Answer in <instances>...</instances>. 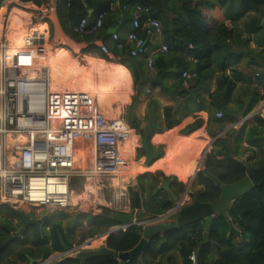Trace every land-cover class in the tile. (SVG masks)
<instances>
[{
	"label": "trees",
	"instance_id": "obj_1",
	"mask_svg": "<svg viewBox=\"0 0 264 264\" xmlns=\"http://www.w3.org/2000/svg\"><path fill=\"white\" fill-rule=\"evenodd\" d=\"M4 1L0 0V8ZM23 1H33L38 5L45 2V0ZM117 3L120 8L128 5L130 13L138 4L143 7H151L150 12L142 13V24L148 23V19L152 18L162 21L161 37H163V43L168 44L170 49L167 53L159 50L156 55L152 56L153 69L147 65V57L150 56L148 53L140 56L130 54L132 43L120 39L112 44L113 34L109 32V29L118 24L120 20L116 9L109 11L108 16L104 19L103 27L95 34L78 35L74 32V26L81 18L86 17L92 23L101 12L108 11L112 4ZM223 9H226L225 13ZM90 10L92 13L89 12ZM59 14L65 32L71 38L79 43L91 40L100 41L107 45L109 52L130 71L136 94L127 113L129 124L138 133L143 134L145 129L139 128L135 109L147 83H151L154 88L160 87L162 92L169 96L190 98V96L194 97L197 94L198 79L207 76L213 77L216 68L220 71L216 75L217 88L210 95L209 107L206 102L203 105L201 104L202 101L197 104L201 109H210L211 112L214 109L222 111L223 117L220 119H223L227 113L229 120L234 121L236 119L235 114L246 117L260 101H264V92L260 94V87L250 85L243 93L244 97L237 100L236 108L231 106L236 91L234 78L243 76L237 66L247 54L244 55L243 52L233 50L231 43H239L238 46L245 47L248 52H253L257 58H262L259 65L262 64L264 67V27L261 25L264 19V0H199L197 2L195 0H72L70 6L61 3ZM227 21L231 23V26L227 24ZM244 31L249 37L254 36L256 48L250 47L249 38L242 39ZM141 35L148 40L146 31H143ZM88 50H97L104 57H107V54L101 52L100 45L87 46L85 51ZM248 56L252 60L253 55L248 54ZM185 70L198 74L197 80L193 81L189 88H185L182 83V72ZM228 70L229 72H227ZM256 79L258 81V77ZM261 87L264 88V84ZM152 104L156 105L157 101L151 99L149 108ZM257 120L262 124L263 129L252 128L249 131L251 139L253 135L264 133V118L258 116ZM178 121L172 107H165L164 126L155 129V132L163 133L165 130L173 128ZM185 140H182L177 148H180ZM258 141L260 140H253L252 144H256ZM223 142L221 139L217 141L215 148L207 155L204 171L198 174L197 182L204 186L203 194L200 197L203 202H213L221 194V189L211 174L218 175L223 183L231 184L241 180L248 171L244 163L233 158L229 144L221 145ZM151 147L156 149L152 144ZM259 153L263 154L264 149H260ZM142 156H144V152L140 147L137 157ZM165 156L156 158L151 164L164 163ZM263 163L264 158L258 157L253 165L261 166ZM146 169L150 168H143L140 171ZM159 176L164 177L165 180L172 179V186L179 185L182 181L176 177L167 178L160 172L141 174L137 190L144 192L149 187L152 202L146 201L142 204L146 212L140 217L148 214L162 215L171 209L172 202L165 190L154 193V189L161 183ZM147 179L150 180V184L146 186ZM77 186H83L81 178L73 181L71 188L77 189ZM21 210L30 217H37L38 210H41L42 214H46L43 207L22 205L19 209H15L8 204H1L0 246L13 232L22 227ZM229 217L237 226L240 235L232 232V236H229L230 223L227 218L220 215L214 219L208 231L205 230L204 224L197 222L185 228L170 229L165 231L163 235L157 234L146 244L140 256L131 257L126 262L123 260L119 262L114 256H93L84 262L75 257H69L58 264H134V259H136L135 263H138L137 260L142 261L147 256L156 259L165 255H170L169 261L159 260L158 264H172L171 259L175 258L176 250L180 252L183 264H264V184L255 185L244 196L236 199L233 208L229 210ZM51 220L53 219L50 217L43 224L40 234L37 233L34 226L27 227L22 238H15L10 245L0 251V264H3L4 253L15 243H30L41 248L44 251V256L47 257L51 252L63 251L62 242L68 247H72L75 242L85 240V232L77 239L75 227L71 226L66 229L61 221ZM90 222L93 225L104 226L105 229H109L112 225L120 224L122 221L115 217L113 211L106 209L102 214L90 217ZM44 225H49V229H44ZM141 237L142 226H129L119 230L118 233L110 234L107 239V246L118 252L129 251L138 244ZM238 237L241 238L240 241L235 240ZM188 238L192 239L191 243ZM181 242L185 243L186 246L180 247ZM213 250L217 252L216 257L211 255ZM192 253H195V262L190 259ZM142 262L146 264L145 260ZM43 263L40 262V264Z\"/></svg>",
	"mask_w": 264,
	"mask_h": 264
},
{
	"label": "built area",
	"instance_id": "obj_2",
	"mask_svg": "<svg viewBox=\"0 0 264 264\" xmlns=\"http://www.w3.org/2000/svg\"><path fill=\"white\" fill-rule=\"evenodd\" d=\"M59 1L67 6L72 2ZM115 8L116 4H112L92 23L86 17L81 18L74 32L95 34L103 27L109 11ZM129 8L128 5L121 7L124 11ZM150 10L151 7L138 4L131 13L133 30L126 40L133 44L132 56L146 54L148 40L162 34L161 20L152 18L142 24V13ZM143 31L148 40L141 35ZM112 37L120 40L117 33ZM40 40V36L26 38L23 54L12 55L5 41H0V200L9 205L65 208L71 204L73 178L119 177L125 164L121 148L133 129L126 119L109 118L96 110L85 95L71 90H52L45 67L39 65L32 75L31 68L38 59L34 51L41 52L43 48ZM169 49L168 44L163 43L159 50L167 53ZM100 50L107 55L110 53L103 43ZM147 65L153 69L151 55L147 57ZM197 78L196 72H182L185 88ZM196 102L201 101L197 98ZM216 117L222 118L223 112H216ZM79 135H84L82 144L76 142ZM88 144L91 145L90 159L81 166L75 151L86 149ZM52 180L55 181L52 183ZM190 259L196 261L195 253Z\"/></svg>",
	"mask_w": 264,
	"mask_h": 264
},
{
	"label": "crops",
	"instance_id": "obj_3",
	"mask_svg": "<svg viewBox=\"0 0 264 264\" xmlns=\"http://www.w3.org/2000/svg\"><path fill=\"white\" fill-rule=\"evenodd\" d=\"M60 6L61 2L59 0H45V2L40 5L33 1L5 0L0 8V41H5L6 43L7 39L10 40H7L8 42H11L9 43L10 46L7 48L9 53L16 49V43L21 38L26 39L28 37H35L37 39V37L40 36V38H43V43L41 42L43 48L41 49V52L36 53L34 51L38 59L33 63L31 74L39 68V65L40 67H45L50 79V84H52V90H71L76 94L85 95L90 100L89 105H94L96 110L102 112L107 117H122L129 122V116L127 113L128 107L131 105L136 94L130 71L125 65L121 64L111 52L107 57H104L99 52L97 53L98 56L95 58L86 56L90 62L86 67L84 66L81 68L78 65L74 66L76 57L79 53L77 51L79 49V42H75L72 45V48H74V46L76 48V53L74 55L71 51L65 48V46H60L58 44L61 43V37H70L65 32L61 22L59 14ZM115 9L118 10L120 20L118 24L109 29V32L113 29L114 32L112 34L116 32L120 36V39L126 40L127 34L133 30L131 11L122 10L118 3L116 4ZM225 11L226 9H223L224 13ZM227 24L231 26L229 21H227ZM161 36L162 35H159L149 41L147 52L149 55L154 56L158 53L160 46L164 42L163 37ZM245 38H249V45L251 48H256V42L253 35L249 37L247 32L244 31L242 39ZM50 39H55L54 41H57L56 44L54 42L56 45L55 47L51 46ZM111 41L112 44L116 42L113 38ZM71 42L67 45L71 46ZM238 44L239 43H231L233 50L243 52L244 55L245 53L247 54L244 56L243 61L237 66L238 70L243 73V76L234 78L236 82V91L233 98L234 102L231 105L234 108H236L237 100L244 97L243 93L248 86H259L260 94L264 92V88L261 87L264 84V67L262 64L259 65L262 58H257L253 52H248L245 47L242 48L241 46H238ZM248 54L253 55L252 60L251 57L249 58ZM21 59H24V57ZM68 65L72 66V68H68L61 72V70ZM255 68L257 69L256 77H258V81L252 71V69ZM215 70L216 72L213 77L207 76L198 79L196 86L197 94L194 97L190 96V98L172 97L162 92L160 87L154 88L151 83L145 85L144 92L139 97L135 109V117L139 120V128L146 129L150 124V112L148 114L147 108L149 107V101L155 99L157 101V104L155 105L156 121L160 127L164 126L165 107H172L174 114H176L179 121L173 128L165 130L163 133H158L154 130V133L150 138L151 144L157 149L159 147L171 146L175 141V147H178L182 140H186L180 148L169 151L166 156L163 154V156H165L164 163L147 165V168L150 169L142 171L141 174H155L160 172L164 176L176 177L188 181V187L194 186L195 184L199 185L197 182L198 174L203 172V164H205L207 155L215 148L219 139L224 141L221 144L222 146L229 144L232 152V146L239 144L237 135L241 134L240 137L243 138L242 146H245L248 141V137L246 138V136L252 128L258 130L261 128L263 129L262 124H260L257 119L258 116L264 118V104L260 106V103H263L264 101H260L246 117H243L240 114H235L236 119L234 121L229 120L227 113H225L223 119H220L216 117V112L219 110L214 109L211 112L210 109L204 110L197 106V98L202 101V103L200 102L202 105L206 102L208 107L210 106V95L217 88L216 75L220 73L216 68ZM227 72H229V70ZM53 80L56 83H53ZM196 80L197 79H194L193 81ZM132 129L133 130H131L130 137L125 146L123 145L121 148L126 159L123 170L120 171L119 175L122 177V181H127L130 177H133L135 169L139 165L137 162H135V167L131 164V157H133L134 151L138 145V136L135 134L136 129ZM185 130L188 131L184 133L183 137L176 141L178 135ZM262 134L255 135V138L260 140L256 144H253L258 147V149L253 147V149L258 152L257 156H259V150L261 148L264 149V140H261L264 138L258 137ZM261 145H263V147H261ZM233 158L235 159V156ZM186 167L189 169L193 167V169H195L194 173H189L190 175L187 176L185 172L187 170ZM163 178L164 177L159 176L161 183ZM115 179L120 181L117 176H115ZM93 180L95 181V178ZM94 181H92L93 184ZM118 181L116 182V185H120V182ZM171 181L173 182L172 179ZM172 182L168 191L170 194L178 189H184L181 186L182 184H175L176 186H172ZM188 187L185 189L187 194L189 191L187 190ZM139 193L141 199V192ZM173 196H175V194H173ZM162 222H170V220ZM161 235H163V233ZM188 241L191 243L192 239L188 238ZM185 246V243H180V247ZM176 251L175 258L171 259L172 264H183L180 252L178 250ZM160 257L161 256L158 258ZM149 258L150 257L147 256L145 259L143 258L142 261H146ZM163 259L165 262V258ZM157 262H159V259Z\"/></svg>",
	"mask_w": 264,
	"mask_h": 264
},
{
	"label": "rangeland",
	"instance_id": "obj_4",
	"mask_svg": "<svg viewBox=\"0 0 264 264\" xmlns=\"http://www.w3.org/2000/svg\"><path fill=\"white\" fill-rule=\"evenodd\" d=\"M7 40L10 41L9 39H7ZM7 40H6V43H7V48H8L10 46L9 43H11V42H8ZM50 40H51L50 41L51 46L55 47L56 46L55 44L57 43V41H54L55 39H50ZM18 42H19V40L17 41V43ZM54 42H55V44H54ZM60 42L61 43H58V44L60 46H65V48H67L69 51H71L73 53V55L76 53L75 52V50H76L75 46H74V48H72V45L76 42L73 38H71V37L68 38V37L64 36V37L60 38ZM70 42H71V46L67 45ZM78 46H79V49L77 51L79 53L76 57L74 66L78 65L81 68L84 66L86 67L90 64L89 59H87L86 56L95 58L96 56H98L97 55L98 51L97 50H96L97 52L95 50L85 51V49L87 48L85 42L78 43ZM241 66H244V65H241ZM68 68H72V66L68 65V66L64 67V69L61 70V72H63L64 70H67ZM256 70H257L256 68L252 69L255 77H256V72H257ZM246 71H248V70H246ZM262 104H264V102L260 103V106ZM149 110L150 109L148 107L147 108L148 114L150 112ZM135 132H136L135 134L138 136V143H137L138 145L136 147V150L134 151L133 157H131V164L134 167L136 166L135 162L140 163V164L136 167L133 177H130L127 181H122L121 176H119V177L117 176L120 181L115 179V177H102L100 180L95 179L94 188H96V191H95L96 193L88 192L86 190V187H85V185L87 184L88 181L85 178H81L83 180V186L82 187L77 186V189H72L73 192H75L77 198H76V200H72L71 204L68 207H65V208L43 207V208H45L46 214H49L50 217L53 219L51 221H57V220L61 221L63 226L66 229L71 227V226L75 227L76 228L75 229L76 230L75 236L77 239H79L81 234L85 232L86 233L85 240L82 242H75L74 243V247H75L74 250H71L69 252H67V251L51 252L47 257L44 256V254H43L44 251L41 250V248H38V247H36L30 243H24V242L15 243L8 249V251L6 253H4L5 255H4V259H3V264H31L30 261L28 260V258L25 257V254H29L33 258H38L40 260V262L45 261V263H43V264H58L66 258L75 257L76 254L80 251L87 250V249L88 250L97 249L103 245H106V243H107L106 237L108 236V232L111 229H118V227H122V229H126L127 228L126 226L128 224H130L131 222H134V221L139 222L140 220L146 221L147 219H150L152 217L157 216V215H153V214H148V215H145L143 217H140V215H142L146 212L145 207H144V205H142V207L140 209H138L134 205L133 191L139 187V184H140L139 176L142 173V171H140L141 169L139 170V168L141 167L142 164H143L144 168H147V165H145V162H144L145 157L144 156H142L140 158L137 157L138 149L141 147V142H142L141 135L142 134L138 133L137 131H135ZM240 135L241 134L237 135V139H239L238 140L239 144H236V146L235 145L232 146L231 154L233 157L235 156L236 160L244 163L247 166V168L250 169L252 167H255L253 164L256 162L258 157L264 158V153L263 154L259 153V156H257L258 152H256L255 149H253V147H256V149H258L257 145L252 144L253 140H258L255 138L254 135H253L252 139L250 137V134H248L246 136V138L248 137V141L246 142L247 144L245 146H242L243 138L240 137ZM261 140H264V139H261ZM175 144H176V142H175ZM175 144H173L172 146H174ZM261 147H263V145H261ZM90 149H91V145L89 144L88 147L86 148V150L84 151L85 155H83L84 157H82L84 159L82 160V158H81V160H80L81 166H84L86 164V161L90 159V156H89L90 155L89 152L91 151ZM133 161H134V163H133ZM204 167H205V164H203V171L205 169ZM186 169L187 170L185 172H186L187 176L190 175L189 173H194V170H195V169H191V168L189 169L188 167H186ZM166 177L170 178L171 176H166ZM75 180H76V178H73L71 180L70 185H72L73 181H75ZM116 180L118 182H120V185H116L117 184ZM182 181H181V184H182L181 186L184 189L181 190V189L177 188L178 190L173 191V193L171 194L172 196H173V194H175V196H173V198H174L173 203L174 204L180 200V198L183 196L184 191H186L185 189L189 185L188 181H186V180H182ZM148 184H150L149 179L146 180L145 185L147 186ZM200 186H202V185L195 184L194 186L188 187L187 190H189V191L187 194V198L184 201V203L186 202L185 205H187V204L190 205L196 199H198L199 194L202 191H204V186H202V187H200ZM148 188H146V190L144 192L143 191L141 192V203L142 204L145 203L146 201L152 202L150 199V188L149 189ZM132 189H133V191H132ZM165 191L167 192V190H165ZM85 192L88 193L89 196ZM84 194H86V195H84ZM1 204H4V203H2L0 200V205ZM9 206L12 208H15V209H19L22 205L17 204V205H9ZM172 208L169 209L167 212H170L172 210ZM106 209L113 211L115 213V217L122 222L120 224L112 225L109 229H105L104 226H98V225L91 224L90 217L100 215L103 212H105ZM43 215L44 214L41 213V210L37 211V217H42ZM175 216H176V214L172 212L170 215H168L167 217H165L159 221L173 220V218H175ZM143 225H144V223L140 224V226H143ZM234 227L237 228L236 225H234ZM43 228L48 230L49 225H44ZM21 229H22V227H20V229L18 231H20ZM117 231H116V233H118ZM232 234L233 233L230 232L229 236H232ZM235 240L240 241L241 238L238 237ZM64 252H67V253H64ZM62 253H64V255H61ZM211 255L216 257L217 252L215 250H213ZM163 258H165V262L169 261L170 255H165L164 257H160V258L157 257L156 259L149 258L145 262H146V264H158L157 260L159 259L160 261H164ZM135 261H136V259L133 260L134 264H145L144 262H141L140 260H138L139 263H137V262L135 263Z\"/></svg>",
	"mask_w": 264,
	"mask_h": 264
},
{
	"label": "water",
	"instance_id": "obj_5",
	"mask_svg": "<svg viewBox=\"0 0 264 264\" xmlns=\"http://www.w3.org/2000/svg\"><path fill=\"white\" fill-rule=\"evenodd\" d=\"M199 0H195L197 2ZM92 13V11H89ZM261 25L264 27V19L262 20ZM111 33L114 32L113 29L110 30ZM116 33V32H115ZM40 42L43 43V38H41ZM86 46H94V45H100V41L91 40L85 42ZM160 126L156 121V115H155V104L151 105L150 108V124L145 129L144 133L141 135V148L144 152V162L146 165H151L152 161L156 158L162 156L167 151L174 148L172 146L174 143L171 144V146H164L159 147L157 149H153L151 147L150 138L154 133L155 129H158ZM189 130V129H188ZM188 130L183 131L180 133L176 139H180L183 137L184 133H186ZM258 137L264 138V134L259 135ZM211 177L215 180L217 185L221 189V194L219 198L213 202H203L200 199H196L193 203L190 205L182 207L176 214L175 220L170 222H162L159 221L168 215L171 214V212L174 213L173 209L170 212H167L166 214L159 215L152 217L150 219H147L146 221L140 220L131 222L126 227L134 226V225H140L144 223L142 226V237L137 245H135L131 250L129 251H123L118 252L111 248H109L106 245H103L97 249H90V250H83L76 254L75 258L81 260L82 262L86 261L88 258L93 256H114L115 258H120L124 262L129 260V258L134 256H140L143 252L144 247L146 244L157 234H162L165 231H168L173 228H179L182 226L194 224L197 222L204 221L206 229L209 228L210 224L213 222L214 218L218 215L224 216L228 219L230 223V229L228 232V235L230 232H236L237 234H240V231L234 227V224L232 220L229 217V209L233 208V202L238 199L239 197L244 196L247 192H249L255 185H262L264 184V163L261 166H255L250 169H248L246 175L239 181L231 184L223 183L218 175L211 174ZM171 179L169 180H162V183L157 186L154 189V192H157L159 190H167V192L170 189L171 185ZM169 200H171V194L168 192ZM133 201L136 208H141V199H140V193L136 189L133 191ZM21 215L23 217L22 222V229L20 231H15L11 234V236L0 246V251L4 248H6L15 238H22L25 234V231L27 227L34 226L37 233H41V228L43 224L50 218L49 214H45L42 217H30L25 211L21 210ZM131 219V218H130ZM122 227H118V229H111L108 232V236L106 237L108 239L109 235L112 233H115L117 230H121ZM117 231V232H118ZM106 239V240H107ZM63 251H71L74 250L75 247H68L67 244L62 242ZM43 257V256H42ZM27 258L30 261L31 264H40V260L38 258H33L30 255L27 254Z\"/></svg>",
	"mask_w": 264,
	"mask_h": 264
},
{
	"label": "bare ground",
	"instance_id": "obj_6",
	"mask_svg": "<svg viewBox=\"0 0 264 264\" xmlns=\"http://www.w3.org/2000/svg\"><path fill=\"white\" fill-rule=\"evenodd\" d=\"M40 28V27H39ZM41 29V28H40ZM26 47V39L25 38H21L20 40H19V42L18 43H16V49L15 50H13L12 52H9V54H14V53H18V52H21V54H23V51H25V48ZM17 51V52H16ZM1 54V53H0ZM23 56L21 55V58H22ZM23 60V59H22ZM61 62V61H60ZM39 69V68H38ZM37 70V69H36ZM36 70L34 71V72H32L33 74L32 75H35L36 74ZM52 79V78H51ZM50 80V79H49ZM55 81L53 80V83H54ZM56 83V82H55ZM51 85L52 84H50V88H51ZM56 85V84H55ZM56 88V87H55ZM53 89V88H52ZM57 89V88H56ZM83 137H84V135H79V136H77V138H76V142L77 143H82L83 142ZM87 137V136H86ZM8 138H11L10 136L8 137ZM12 139V138H11ZM89 145V144H88ZM175 148H177V146L175 147L174 146V148H172L171 150H169V151H173ZM78 149V150H77ZM76 149V151H75V158L77 159V161H79L80 162V160H81V158L82 157H84L83 155H85V153H84V151L86 150V149H79V148H77ZM169 151H167L165 154H167V153H169ZM89 153H91V151L89 152ZM88 153V154H89ZM84 158H82V160H83ZM125 161H126V159H125ZM125 165V164H124ZM146 165V164H145ZM144 168V166H143V164L141 165V167L139 168V170L140 169H143ZM191 169H193V167L191 168ZM123 170V169H122ZM138 170V171H139ZM93 177H90V178H88L87 179V184L85 185V187H86V190L88 191V192H94V193H96L95 191H96V188H94V184L92 183V181H93ZM55 180H52V183L54 182ZM95 182V181H94ZM96 186V185H95ZM61 189H66L65 188V186H61ZM86 193V192H85ZM86 194H88V193H86ZM86 194H84V195H86ZM88 196H89V194H88ZM87 196V197H88ZM84 197V196H83ZM76 198H77V196H76V194H75V192H71L70 193V201H72V200H76ZM70 251V250H69ZM69 251H67V252H69ZM67 252H65V253H67ZM76 252V251H75ZM42 261V260H41ZM41 263H43V261L41 262Z\"/></svg>",
	"mask_w": 264,
	"mask_h": 264
},
{
	"label": "flooded vegetation",
	"instance_id": "obj_7",
	"mask_svg": "<svg viewBox=\"0 0 264 264\" xmlns=\"http://www.w3.org/2000/svg\"><path fill=\"white\" fill-rule=\"evenodd\" d=\"M203 194V192H201L200 194H199V196H198V199H200L201 201H203L200 197H201V195ZM171 202H172V209H173V211H174V213L175 214H177V212L186 204V202L184 203V201L186 200V198H187V192L186 191H184V193H183V196H182V201H181V198H180V200L177 202V203H173L174 202V198H173V196L171 195ZM181 201V202H180ZM180 202V203H179ZM183 204V205H182ZM233 204H234V202H233ZM188 205V204H187ZM187 205H185V206H187ZM230 210V209H229ZM172 213V212H171ZM220 215H221V213H220ZM220 215H218V216H220ZM215 218H217V216L215 217ZM214 218V219H215ZM173 219H175V218H173ZM171 221V220H170ZM214 221V220H213ZM201 224L203 225L204 224V221H203V223L201 222ZM211 225V224H210ZM188 225H186V226H184V227H187ZM204 226H205V224H204ZM183 227V226H182ZM210 227V226H209ZM209 229V228H208ZM208 229H206V227H205V230L206 231H208ZM72 247H74V246H72ZM88 250V249H87Z\"/></svg>",
	"mask_w": 264,
	"mask_h": 264
}]
</instances>
